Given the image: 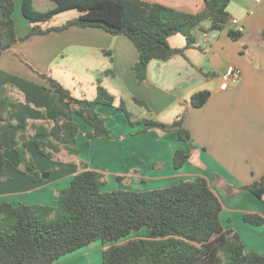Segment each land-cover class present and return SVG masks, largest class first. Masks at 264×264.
I'll return each mask as SVG.
<instances>
[{
    "label": "crops",
    "instance_id": "1",
    "mask_svg": "<svg viewBox=\"0 0 264 264\" xmlns=\"http://www.w3.org/2000/svg\"><path fill=\"white\" fill-rule=\"evenodd\" d=\"M143 1L190 14L205 8V0ZM14 2L16 35L23 39L31 23L24 16L23 0ZM34 7L48 11L55 5L35 0ZM228 11L231 21L225 30L209 31L210 22H205L192 32L195 44L191 47L183 35L170 37V47L183 50L182 54L167 61H151L143 83L133 71L139 61L133 41L101 28L72 27L33 36L0 52V91L6 90V97L13 102L2 134L6 175L0 181V205L56 207L62 191L86 166L106 176L103 191H148L205 177L223 204V227L238 233L247 253L264 256V224L254 226L244 220L247 213L264 217V201L250 191L229 197L225 189V185H251L264 176V0H232ZM231 30L242 32V39L234 41L229 36ZM230 68L240 76L222 89ZM46 75L79 99L95 100L98 85L106 88L115 102L99 106L98 112L107 119L112 139L98 138L89 144L91 126L48 87ZM201 91L211 92V97L203 107L194 108L191 99ZM122 101L135 122L172 124L185 115L194 149L191 151L177 134L143 132L145 124L133 127L119 109ZM43 118L50 122L47 137L38 136L34 128ZM61 121L77 124L80 134L63 130ZM22 133L28 137L27 153L36 171L41 177L49 174L42 182L33 180V172L23 168L18 157L16 139ZM46 139L76 146L77 155L63 150L57 159L45 157L36 141ZM178 151L191 152L190 161L181 169L174 167ZM105 247L100 248L102 253Z\"/></svg>",
    "mask_w": 264,
    "mask_h": 264
},
{
    "label": "trees",
    "instance_id": "2",
    "mask_svg": "<svg viewBox=\"0 0 264 264\" xmlns=\"http://www.w3.org/2000/svg\"><path fill=\"white\" fill-rule=\"evenodd\" d=\"M34 1L23 0V13L31 29L25 38L19 39L15 30V2L0 0V52L33 36L63 32L72 27L101 28L113 36L125 35L133 41L139 53V61L133 67L139 83L147 79L151 61H167L182 54L183 50L170 47V37L183 35L191 47L195 44L192 32L203 23L210 22L209 31L221 32L231 21L228 7L232 0H205V8L196 14L143 0H49L55 7L48 11L36 10ZM73 10L78 13L76 18L58 27H42L54 16ZM229 36L239 41L243 34L231 30ZM106 54L111 57V53ZM44 78L48 87L91 126L87 135L89 144L98 138L112 139L107 119L98 112L101 105H114L115 98L106 88L99 84L96 99L89 101L74 97L51 76ZM5 94L6 90L0 91V181L6 175L2 134L9 124L13 105ZM210 97L209 91L198 92L191 104L201 108ZM119 109L133 127L145 124L143 132L162 130L177 134L189 144L191 151L194 149L185 115L172 124L151 120L135 122L124 101ZM61 127L72 129L75 136L80 134L78 125L71 121H61ZM34 128L38 136L47 137L50 122L43 118L41 125ZM27 142L28 137L22 133L16 139V152L23 168L33 172V180L42 182L27 153ZM36 146L49 159H57L63 150L77 155L76 146H61L51 139L37 140ZM190 158L191 152H176L174 167L181 169ZM106 183L103 173L86 166L62 191L56 207L2 203L0 264H54L98 241L106 246L103 264H264V256L247 253L238 233L223 227V204L207 178L182 180L170 187L148 191H103ZM225 189L229 197L250 191L264 201V176L251 185L241 188L225 185ZM244 220L254 226L264 224V217L255 213L245 214ZM145 228L149 230V238L119 243Z\"/></svg>",
    "mask_w": 264,
    "mask_h": 264
},
{
    "label": "rangeland",
    "instance_id": "3",
    "mask_svg": "<svg viewBox=\"0 0 264 264\" xmlns=\"http://www.w3.org/2000/svg\"><path fill=\"white\" fill-rule=\"evenodd\" d=\"M77 15L78 14L75 10L61 13L59 15L54 16L50 21L43 23L42 27L45 28V27H51V26H58L67 20H70L74 17L76 18ZM89 101H93V100H89ZM144 237H150L149 230L146 228L138 232L132 233L127 239H124L120 241L119 243H123L124 241L129 240V239H138V238H144ZM102 245L103 244L98 241L95 244L91 245L90 249H87V250L84 249L86 251L82 250L84 253L81 252V253H74V254L68 255L54 264H99V261H100V264H103V253H102V250H100V248H102ZM89 251L92 252L91 255H88V256L85 255V253Z\"/></svg>",
    "mask_w": 264,
    "mask_h": 264
},
{
    "label": "built area",
    "instance_id": "4",
    "mask_svg": "<svg viewBox=\"0 0 264 264\" xmlns=\"http://www.w3.org/2000/svg\"><path fill=\"white\" fill-rule=\"evenodd\" d=\"M256 3H261L263 0H254ZM240 76V73L236 71L234 68H230L226 74V76L223 78V83L221 85L222 89H226L227 86L231 81L237 80Z\"/></svg>",
    "mask_w": 264,
    "mask_h": 264
},
{
    "label": "water",
    "instance_id": "5",
    "mask_svg": "<svg viewBox=\"0 0 264 264\" xmlns=\"http://www.w3.org/2000/svg\"><path fill=\"white\" fill-rule=\"evenodd\" d=\"M42 178L43 179H48L49 178V174H42Z\"/></svg>",
    "mask_w": 264,
    "mask_h": 264
}]
</instances>
